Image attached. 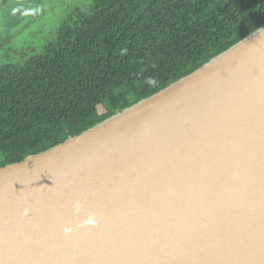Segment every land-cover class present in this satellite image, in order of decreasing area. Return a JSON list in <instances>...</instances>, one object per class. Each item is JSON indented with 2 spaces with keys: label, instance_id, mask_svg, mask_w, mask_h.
Instances as JSON below:
<instances>
[{
  "label": "water",
  "instance_id": "95a60500",
  "mask_svg": "<svg viewBox=\"0 0 264 264\" xmlns=\"http://www.w3.org/2000/svg\"><path fill=\"white\" fill-rule=\"evenodd\" d=\"M0 264H264V27L0 168Z\"/></svg>",
  "mask_w": 264,
  "mask_h": 264
},
{
  "label": "trees",
  "instance_id": "16d2710c",
  "mask_svg": "<svg viewBox=\"0 0 264 264\" xmlns=\"http://www.w3.org/2000/svg\"><path fill=\"white\" fill-rule=\"evenodd\" d=\"M19 1L0 0V168L94 128L264 27V0H60L48 35L12 47L39 2Z\"/></svg>",
  "mask_w": 264,
  "mask_h": 264
},
{
  "label": "rangeland",
  "instance_id": "374dc122",
  "mask_svg": "<svg viewBox=\"0 0 264 264\" xmlns=\"http://www.w3.org/2000/svg\"><path fill=\"white\" fill-rule=\"evenodd\" d=\"M22 1H24V0H20L18 3L20 4ZM82 1L87 4L86 0H82ZM60 4H61L60 0H39V2L36 4V7L33 8L32 12H31V15H32L31 17L36 18V20L31 22L32 25L26 31L25 36H22L19 39H17V42H14L12 44V47H20L21 44H23V42L26 41L27 34L31 38H36L35 37L36 33L42 32V30H43V32H42V33H44L43 37L48 35V32H50V30H53V28L55 26H57V24H59V21H60L59 18L60 17H57V16H59V10H60L59 5ZM45 11L50 12L52 19H49L50 17L48 19L45 18V16H47V17L49 16V13L47 15H45ZM18 18H20V15L18 16ZM4 19H5V16H3V15L0 16V45L3 43V41L5 40V38L8 34V31H7L8 28L4 29V27H5ZM37 28H39L40 30L38 31ZM15 34H17V31L13 30L11 36H14ZM43 37H41V38H43ZM3 52H4V49L1 53H3Z\"/></svg>",
  "mask_w": 264,
  "mask_h": 264
},
{
  "label": "bare ground",
  "instance_id": "6f19581e",
  "mask_svg": "<svg viewBox=\"0 0 264 264\" xmlns=\"http://www.w3.org/2000/svg\"><path fill=\"white\" fill-rule=\"evenodd\" d=\"M209 16V15H208Z\"/></svg>",
  "mask_w": 264,
  "mask_h": 264
}]
</instances>
